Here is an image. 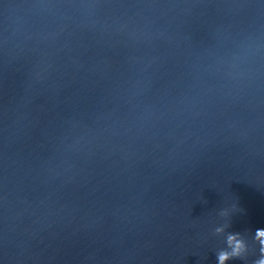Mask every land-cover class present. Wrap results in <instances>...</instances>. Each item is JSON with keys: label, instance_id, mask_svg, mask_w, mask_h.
Masks as SVG:
<instances>
[{"label": "water", "instance_id": "1", "mask_svg": "<svg viewBox=\"0 0 264 264\" xmlns=\"http://www.w3.org/2000/svg\"><path fill=\"white\" fill-rule=\"evenodd\" d=\"M262 262L264 0H0V264Z\"/></svg>", "mask_w": 264, "mask_h": 264}, {"label": "clouds", "instance_id": "2", "mask_svg": "<svg viewBox=\"0 0 264 264\" xmlns=\"http://www.w3.org/2000/svg\"><path fill=\"white\" fill-rule=\"evenodd\" d=\"M224 257H221V259H223ZM262 264H264V262H262Z\"/></svg>", "mask_w": 264, "mask_h": 264}]
</instances>
